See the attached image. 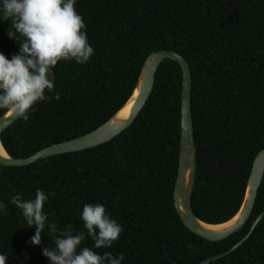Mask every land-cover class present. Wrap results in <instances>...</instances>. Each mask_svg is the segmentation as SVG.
I'll use <instances>...</instances> for the list:
<instances>
[{"label": "trees", "instance_id": "obj_1", "mask_svg": "<svg viewBox=\"0 0 264 264\" xmlns=\"http://www.w3.org/2000/svg\"><path fill=\"white\" fill-rule=\"evenodd\" d=\"M94 54L84 64L61 61L53 69L52 99L2 135L8 154L26 158L50 145L86 135L120 110L133 94L147 57L181 53L192 69L196 177L192 196L201 220H230L244 200L252 165L264 149V0H76ZM8 33H13L11 38ZM23 40L10 20H0V52L11 59ZM183 73L166 59L152 94L134 123L109 142L26 166L0 164V254L6 264H49L54 247L47 226L42 243L30 242L22 212L10 203L37 189L54 192L44 205L59 230L85 231L87 203L103 204L124 229L111 247L80 248L124 254L121 264H198L230 250L264 214V178L251 219L221 241L192 232L176 210L173 191L181 142ZM56 93L60 99L56 100ZM5 110H0V117ZM209 264H264V216L235 251Z\"/></svg>", "mask_w": 264, "mask_h": 264}, {"label": "clouds", "instance_id": "obj_2", "mask_svg": "<svg viewBox=\"0 0 264 264\" xmlns=\"http://www.w3.org/2000/svg\"><path fill=\"white\" fill-rule=\"evenodd\" d=\"M75 4L76 0H0V20H10L15 33L23 38L19 52L11 59L0 52V110L27 121L39 102L52 99L47 93L55 90L53 69L59 62L84 64L90 60L94 49L87 38L84 18ZM55 99H60L59 93ZM54 195L37 189L33 199L25 200L17 193L10 200L21 210L27 227H35L30 239L32 244L40 245L42 232L46 226L49 229L54 247L42 249L49 264H121L123 253L101 255L93 248H80L86 234L94 241V248L100 249L111 247L124 231L105 206L100 203L83 206L81 219L86 233L74 234L69 224L58 234L57 224L49 222L43 210L45 202ZM7 211L5 203L0 202V213ZM7 261L8 257L0 254V264Z\"/></svg>", "mask_w": 264, "mask_h": 264}, {"label": "water", "instance_id": "obj_3", "mask_svg": "<svg viewBox=\"0 0 264 264\" xmlns=\"http://www.w3.org/2000/svg\"><path fill=\"white\" fill-rule=\"evenodd\" d=\"M166 59H173L177 61L180 64L183 73L179 167L173 191V199L176 210L183 223L192 232L207 240L221 241L239 232L251 219L259 189L264 178V149L261 150L254 159L244 200L238 212L230 220L219 224L208 223L198 218L192 205V196L196 177V141L192 110V69L188 60L181 53L174 50H158L151 53L147 57L143 64L140 78L133 94L122 107L124 108L126 106V104L134 96L135 92L139 89V94L132 106L131 113L125 121H115L116 115L120 110H122L121 108L108 121L92 132L68 141L50 145L37 151L29 157H12L3 146L2 135L4 131L20 119L15 115L5 112L0 117V148L5 151L6 155H2L0 153V164L5 166H26L38 161L39 159L82 151L111 141L134 123L141 110L148 102L154 89L156 73L162 62ZM263 216L264 214L262 213L254 220L250 231L230 250L222 254L210 256L198 264H209L212 261L235 251L251 236ZM232 220H234L232 224L220 230H212L203 226V224L221 225ZM170 258L175 264H179L174 257L170 256Z\"/></svg>", "mask_w": 264, "mask_h": 264}, {"label": "bare ground", "instance_id": "obj_4", "mask_svg": "<svg viewBox=\"0 0 264 264\" xmlns=\"http://www.w3.org/2000/svg\"><path fill=\"white\" fill-rule=\"evenodd\" d=\"M138 94H139V89L135 92L134 96L130 99V101L126 104V106L118 112V114L115 117V121H117V122L125 121L129 117V115L131 113L132 106H133ZM0 153L2 155H6L5 151L2 148H0ZM233 222H234V220L227 222L225 224H221V225L203 224V226L206 228L212 229V230H220V229H223L226 226L232 224Z\"/></svg>", "mask_w": 264, "mask_h": 264}]
</instances>
